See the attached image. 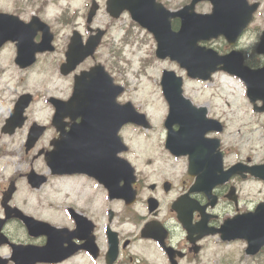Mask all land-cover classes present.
<instances>
[{
	"label": "flooded vegetation",
	"instance_id": "flooded-vegetation-1",
	"mask_svg": "<svg viewBox=\"0 0 264 264\" xmlns=\"http://www.w3.org/2000/svg\"><path fill=\"white\" fill-rule=\"evenodd\" d=\"M156 1L173 13V29L180 30L178 14L193 0ZM222 2L220 25H230L234 31L229 37L219 36L203 45L222 56L237 53V63L243 60L246 67L258 72L255 81L264 85V0H248L259 7L240 34L237 5L232 0ZM213 11V2L204 0L189 15H211ZM125 14L131 21L130 13ZM227 18L235 21L228 22ZM205 24V28L211 26ZM105 31L94 58L70 72L61 71L67 62L66 38L56 59L60 87L54 83L42 97L31 94L21 126L6 121L19 98L29 92L19 94L18 87L11 85L24 81L22 75L35 65L27 69L17 65L16 44L0 50V62L7 63L0 77L6 79L12 99L5 120H0V264H236L235 260L245 254V244L225 240L218 231L227 219L255 209L264 200V184L245 180L261 187L254 190L262 197L250 208L242 207L235 181L217 188L218 203L206 209L207 223L202 225L201 214L194 212L190 225L185 226L177 210L185 206V200H195L200 207L208 204L202 193L188 195L195 182L187 173L188 156L172 155L164 139L133 141L131 127L136 126L127 123L124 115L117 117V124L109 117L114 101L111 106L108 98L112 93L105 84L76 86L77 76L102 65L122 87L117 99L120 112L132 102L128 85L117 77L122 53L114 51V45L109 49L104 44L110 35L109 29ZM56 51L43 56L50 60ZM217 76L238 81L246 94L237 74L219 70L214 79ZM189 99L206 108L210 116L208 101L192 95ZM41 101L45 108L38 114L35 107ZM163 106L168 112L166 102ZM141 111L148 113L145 107ZM115 130L122 143H118ZM163 136L166 139L165 131ZM125 162L133 166L135 178L130 171L125 172ZM232 185L238 190V207L225 198ZM224 202L227 204L222 206Z\"/></svg>",
	"mask_w": 264,
	"mask_h": 264
},
{
	"label": "rangeland",
	"instance_id": "rangeland-1",
	"mask_svg": "<svg viewBox=\"0 0 264 264\" xmlns=\"http://www.w3.org/2000/svg\"><path fill=\"white\" fill-rule=\"evenodd\" d=\"M24 2V6L33 4V2H25V0H2V8L8 7L9 5L12 7L13 2ZM38 2H45L46 6L44 8L45 13H41L42 17L49 16L53 20H57L61 14L63 16H68L71 11H76L78 14V18L76 19L75 26L72 22L68 25L64 24V28L57 30L58 39H57V51L53 54L50 60H46V66L44 69L42 67L45 64V59L43 58L42 63L39 64L36 70H32L26 74L24 81H19L17 84L13 83L12 88L18 87L19 93L23 92H33L38 97H42L45 93H48V87L52 89L53 84L56 83L60 87V80L57 78L58 66L56 59L59 58V50L61 49L62 44L66 40L67 36L70 34L71 30L76 27L83 34H87L86 31V20L84 17L85 13V5L88 0H37ZM40 4H36L35 8L38 9ZM70 10V11H69ZM88 12H86L87 15ZM95 27H107L110 30V35L107 38L106 45L109 49L114 45L113 49L120 50L122 52L121 56L118 58V61L121 63L118 64V67L121 69L117 70V77L125 82L128 85L129 92L128 96L131 101L134 102L138 107H143L142 98L146 97L152 101H156V104L153 107L158 106L157 102L159 101V96L154 95V91L158 90L160 94V76L161 71L173 69L179 73L182 71L175 65L169 62H158L154 61V43L150 42V44L145 45V49L150 55V59L148 60L150 66L152 67H141V62H136L135 65L131 64L130 61H133L134 58L131 55L132 50H130L127 46L128 43L122 41V29L121 28L125 23L126 19L124 18L120 22H114L111 18L106 14L105 8L99 13L96 17ZM126 28L129 27V24H126ZM138 31L135 29L132 30L133 36H138ZM145 40L148 41V37H145ZM147 43V42H146ZM4 55V54H3ZM154 61V62H153ZM152 63V64H151ZM7 63H0V72L4 71ZM34 71V72H33ZM32 72V73H31ZM139 73H142V76H139ZM24 77V75H22ZM186 80H188L186 78ZM156 83V85H155ZM189 85V89L187 88ZM9 86L7 84L6 79H1L0 77V100L3 103L0 107V120L6 118L8 111L12 105V99L8 96L10 93ZM193 90V91H190ZM52 91V90H51ZM57 90L55 93H57ZM186 92L192 96L203 97L206 101H208L211 105V112L216 117L224 120L228 125L227 133H231L233 136L238 137L239 143L244 146H252L255 149V161H260L264 159V147H261L259 143H252L247 137L246 134L252 133V130L257 129L259 131L264 127V123L259 122V120L253 116L251 117L252 122L246 123L244 120H240L236 115L238 110L239 102L241 101L244 95V87L238 81L233 79L226 78L224 76H217L213 82H210L208 85H198L195 83H187L186 84ZM36 105L35 110H37L38 114H42L44 111L43 104ZM6 105V108L3 109V106ZM150 111V110H149ZM260 137V133H258ZM264 142V139H262ZM246 189H253L245 185ZM227 203H223L222 206ZM241 264H264V253L260 255L258 258H246L244 256V260L241 261Z\"/></svg>",
	"mask_w": 264,
	"mask_h": 264
},
{
	"label": "water",
	"instance_id": "water-1",
	"mask_svg": "<svg viewBox=\"0 0 264 264\" xmlns=\"http://www.w3.org/2000/svg\"><path fill=\"white\" fill-rule=\"evenodd\" d=\"M199 1L203 0H193L192 4L184 11H182V28L180 32L178 33H172L168 28L166 32H164L165 26L169 25V19L168 18H160L153 22L152 27L153 30L157 31L158 34H156V39L159 43V50L157 51V55L160 58H166L170 57L173 60H176L181 64L182 67L186 68L189 71V75L193 78H201L204 80H207L210 78V74L212 72H215L218 68V65L223 64L224 58L219 57L217 54H215L212 51H207L204 48H199L197 46V42L203 39H208L211 37H218L220 35H226L231 36L232 31H234V27H231L228 25L226 28L220 25V23L223 21V17L221 16V10L223 2L222 0H212L215 5L214 14L211 16H203V15H197V14H186L188 13V9L192 10L193 7L198 3ZM156 4L155 0H109V11L115 14V12H119L124 10L125 8L131 9L134 6V4L137 6V9L135 12H133V16L137 18H142L143 20H146L148 17L151 20H154L157 16L153 13H150L147 5L148 4ZM238 10L242 11V16L237 18L236 21L239 24L237 28L238 34H240L249 24V22L252 20V15L254 11L257 9L258 5L249 6L247 0H237ZM97 7L94 5L89 20H91L94 12L96 11ZM118 10V11H116ZM227 21H235V19H229L227 18ZM205 22L207 24L211 23V26H207L204 28ZM12 28H15L12 26ZM150 28V27H149ZM204 28V30H203ZM40 30V28H38ZM79 39V36H77ZM44 44H47V39L44 37L43 40ZM81 43V41H80ZM95 44L93 48L96 47L97 42L92 40L88 41V44ZM74 44V42H73ZM32 50L31 48L29 49ZM84 57L93 52V49L84 48ZM75 53V51H73ZM237 56L231 55L228 57L227 60V68H231L233 65L237 63ZM210 69V73L207 72V70ZM207 73V77H206ZM209 74V75H208ZM103 75V73H98L97 76L100 80V76ZM174 73H165L164 74V80H163V86H164V93L166 97L169 99V97L172 100H176L180 98L181 88H180V80H176L174 78ZM248 81V80H247ZM249 83V82H248ZM116 91L120 90V88L115 86ZM250 96L251 92L256 95L260 94L261 89H249ZM117 95H115L114 98H116ZM252 97V96H251ZM115 107L116 104H115ZM125 112L129 113L128 109L125 110ZM116 113V112H115ZM131 113H135V110L133 106L131 105ZM133 116V114H132ZM171 117L175 118V112L172 110ZM133 122H138L133 120ZM183 126H185V130H182L177 134L174 138H171V144L177 149V150H188L192 147V133H191V126L187 125L186 122L180 120L179 121ZM200 127V126H198ZM202 128V127H200ZM205 167L208 172L212 174L215 170H222V158L219 156L214 157L210 162L205 163ZM239 224L244 223L247 225L248 229L250 230L251 235V248L254 249L252 252H256L257 248L261 246L264 243V234H262V240L258 241V243H255V240H253V231L251 230V224H252V216L247 215L243 217L239 222ZM259 228L260 230L264 226V223L262 221L259 222ZM256 248V249H255Z\"/></svg>",
	"mask_w": 264,
	"mask_h": 264
}]
</instances>
